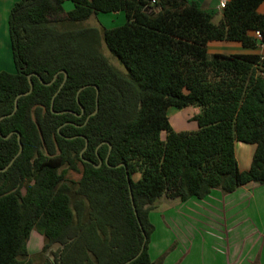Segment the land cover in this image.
Here are the masks:
<instances>
[{
	"label": "trees",
	"instance_id": "trees-1",
	"mask_svg": "<svg viewBox=\"0 0 264 264\" xmlns=\"http://www.w3.org/2000/svg\"><path fill=\"white\" fill-rule=\"evenodd\" d=\"M262 6L226 0L214 24L195 0L14 3V72H0V264H31L32 231L43 238L41 264H154L149 214L162 198L264 186V56L208 53L263 45ZM118 12L120 27L83 25ZM29 75L31 93L6 116L29 90ZM190 106L199 108L196 130L175 132L168 110ZM235 143L254 146L247 170H239Z\"/></svg>",
	"mask_w": 264,
	"mask_h": 264
},
{
	"label": "crops",
	"instance_id": "crops-1",
	"mask_svg": "<svg viewBox=\"0 0 264 264\" xmlns=\"http://www.w3.org/2000/svg\"><path fill=\"white\" fill-rule=\"evenodd\" d=\"M15 1L18 0H0V23H2L0 27L4 29L5 34L7 31L6 42L9 40L8 28L5 31L6 21L8 12ZM195 1L203 10L212 11L210 8L212 4L217 11L220 10L218 5L221 0ZM64 2L63 9L66 12L71 11L72 3ZM261 12H264V8ZM120 13L108 14L117 17ZM220 18L221 16L218 21ZM220 47L214 45L210 48ZM223 48L228 49L227 54L258 53L262 55L264 44L254 49H244L238 45H224ZM6 64L7 62L4 63ZM238 144L234 145L235 157L236 149L239 152L242 150ZM243 157L245 158V155ZM236 161L239 170L244 171L249 168L251 159L249 164L246 161L239 164L237 158ZM162 216L167 221L164 224H162ZM149 220L154 227L150 243L152 236L155 238L158 227L164 228V225L166 226L170 221L178 222L186 231L181 229L182 234L176 232L175 235L172 232L173 228L170 227L169 231H172L169 232L165 227L164 232H169L171 237L169 239L165 237L166 241L163 238L160 240V245L163 246L153 250L149 243L148 253L154 264L169 249L171 250L165 254L160 264H264V186L249 184L230 194L213 190L203 199L190 198L185 202L162 198L155 204L154 212L149 214ZM171 233L175 236L172 237ZM184 234L187 235L182 239L181 236ZM42 245L41 235L35 236L33 242L29 238L27 243L29 256L39 254Z\"/></svg>",
	"mask_w": 264,
	"mask_h": 264
},
{
	"label": "rangeland",
	"instance_id": "rangeland-1",
	"mask_svg": "<svg viewBox=\"0 0 264 264\" xmlns=\"http://www.w3.org/2000/svg\"><path fill=\"white\" fill-rule=\"evenodd\" d=\"M18 1H20V0H18ZM18 1H15V3ZM65 2H68V1H65ZM64 5L65 4H63V6ZM214 7L215 6L213 4L210 6V8L212 9V12H213L212 22L215 24L218 22V19L221 16V12H220L221 10L217 11ZM263 8H264V6H262L260 8V11H262ZM8 14H9V12H8ZM124 23H125V16H124V13L121 12L117 17L116 16H110L109 14L97 15L96 17H92V18L86 20L83 23V25L95 27V28H99V29H100V27H104L106 29H114V28L122 26ZM1 24L2 23H0V26H1ZM7 24H8V19L6 21L5 31L8 28ZM6 34H7V31H6ZM6 34L4 32V29L0 27V71L11 73L14 70V66H13V62H12L9 40L6 42V38H7ZM210 47H212V46H210ZM210 47L208 49L209 55H211V54H227L226 51L228 49L223 48L224 46H221L220 48H210ZM239 50L241 51V49H239ZM101 52L109 60V62L112 65H114L116 68H118L120 70L123 69L122 66L120 65V63L118 62V60L110 54V52L108 51V49L106 48V46L104 45L103 42L101 44ZM228 52L230 53L231 51H228ZM262 55L264 56V51L262 52ZM1 59H3V60H1ZM6 62H7V64L4 65V63H6ZM198 113H199V108L193 107V106H190V107H187L184 109H180V110L169 109L168 110V117H169V122H170L172 129L175 132H188V131L196 130L197 126H196V123L192 121V117ZM164 137H165L164 133H161V138L164 139ZM238 145H240V147L242 148V150H240V152H239V150L236 149V158L238 159V163L240 164V163H242V161H246V163L249 164L252 152L254 150V146L249 145V144H242V143H239ZM243 154L245 155V158L243 157L244 156ZM79 177H80V174H77L74 172H68V174H67V179H69V180L77 181V180H79ZM139 178H140L139 174H134L132 177L133 181H137ZM159 210H161V208H159ZM156 211H158V210L156 209ZM161 220H162V224L167 222L164 220L163 216H162ZM177 220L179 222V218ZM178 222L176 223V222L170 221V223H168L166 226L164 225V228L158 227V230L155 234V238H153V236L151 238L150 244L152 245L151 247L153 250L159 249L163 246V245H160V240L162 238L165 241L167 240L166 238L169 239L171 237V235H169L170 231L174 230L172 232H174L175 235L177 233L182 234V231H185V228H183V227L181 228V225L178 224ZM165 227L168 231H169L170 227L173 229L170 230L168 233H165L163 230V229H165ZM181 229H182V231H181ZM31 234L32 235L30 237V241L33 242L34 237L37 236L38 234L35 231H33ZM171 234H172V237L175 236V235H173V233H171ZM186 235L187 234L182 235L181 238L184 239V237ZM30 257H31V264H41L42 260L44 259V256L41 255L40 253L37 255H34V256H30Z\"/></svg>",
	"mask_w": 264,
	"mask_h": 264
},
{
	"label": "water",
	"instance_id": "water-1",
	"mask_svg": "<svg viewBox=\"0 0 264 264\" xmlns=\"http://www.w3.org/2000/svg\"><path fill=\"white\" fill-rule=\"evenodd\" d=\"M28 80H29V83H30V88H29V90L27 91V92H25V93H23V94H20V95H18L16 98H15V106H14V109H13V111L10 113V114H8V115H6V116H11V115H13L14 113H15V111H16V109H17V99L19 98V97H21V96H24V95H28V94H30L31 93V91H32V83L30 82V75L28 76ZM66 80V74H65V77H64V81ZM64 81H63V83H64ZM63 83L61 84V86L59 87V89L58 90H60V88L62 87V85H63ZM58 92V91H57ZM82 113H83V111H82ZM91 115H89L88 117H87V119L90 117ZM3 117H5V116H3ZM2 117H0V119H1ZM86 119V120H87ZM3 139H7L8 138V136H6V137H2ZM18 141H19V136H18ZM20 145V144H19ZM86 146H87V143L85 144V148H86ZM21 149H22V147H21V145H20V150H19V152L21 151ZM110 150H111V146H109V151H108V153H107V156H106V158H105V162L107 163V160H108V156H109V154H110ZM17 156V155H16ZM15 159V157L12 159V161L8 164V166H10V164L13 162V160ZM102 164V160L101 159H99V164L98 165H94L95 167H99L100 165ZM7 166V167H8ZM120 166H122V167H125V164H121ZM126 176L128 177V175L126 174ZM129 194H130V200H131V203H132V207H133V210H134V214H135V216H136V211H135V208H134V204H133V198H132V193H131V191H130V187H129ZM136 218H137V216H136ZM138 224H139V222H138ZM140 225V224H139ZM141 227V226H140ZM143 235H144V233H143ZM144 240H146V238H145V236H144ZM131 262V260H129V261H127L126 263H124V264H128V263H130Z\"/></svg>",
	"mask_w": 264,
	"mask_h": 264
},
{
	"label": "built area",
	"instance_id": "built-area-1",
	"mask_svg": "<svg viewBox=\"0 0 264 264\" xmlns=\"http://www.w3.org/2000/svg\"><path fill=\"white\" fill-rule=\"evenodd\" d=\"M225 2H226V0H221V1L219 2L218 8H219L220 10H221L222 8H224ZM257 37H259L258 34H257Z\"/></svg>",
	"mask_w": 264,
	"mask_h": 264
}]
</instances>
